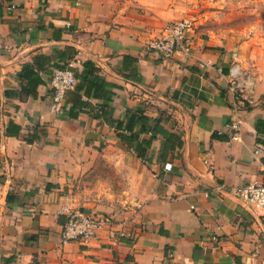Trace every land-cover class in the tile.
I'll return each instance as SVG.
<instances>
[{
  "label": "crops",
  "instance_id": "crops-1",
  "mask_svg": "<svg viewBox=\"0 0 264 264\" xmlns=\"http://www.w3.org/2000/svg\"><path fill=\"white\" fill-rule=\"evenodd\" d=\"M197 3L0 0V264H264V213L233 191L264 182V18L239 35L210 27L214 12ZM185 18L195 27L188 54L147 51L165 22ZM232 53L253 78L237 140L225 128ZM85 61L111 84L105 118L94 116L98 99L81 95L88 104L75 117L66 95L53 100L55 67L79 73ZM27 63L41 80L33 96L17 77ZM136 108L158 128L140 132L136 123L128 147L110 122L124 125ZM142 140L149 144L137 156ZM101 148L137 165L142 195L88 243L60 245L65 208L95 211L69 205L62 190L95 169Z\"/></svg>",
  "mask_w": 264,
  "mask_h": 264
},
{
  "label": "built area",
  "instance_id": "built-area-1",
  "mask_svg": "<svg viewBox=\"0 0 264 264\" xmlns=\"http://www.w3.org/2000/svg\"><path fill=\"white\" fill-rule=\"evenodd\" d=\"M194 23L191 19H179L165 22L161 27L160 36L148 43L145 47L148 52L167 58L176 53L188 54L192 45L191 34L194 31ZM232 62L229 66L228 90L232 94L231 119L225 124V128L232 131V140L239 139L241 128L238 113L244 106V101H248V93L252 89L253 78L243 68L239 66L237 55L231 54ZM77 80L73 71L67 67L54 69L50 76L49 85L53 90V100L56 104L64 100L67 92L74 89ZM257 153V150L254 151ZM204 163L209 167L207 159ZM210 171V167L208 169ZM221 189V186H218ZM234 194L238 200L250 208H257L264 213V182L247 183L236 186ZM207 196V193H205ZM66 220L60 227L59 243L65 245L69 242L86 244L94 239L104 228L112 226V219L107 215L92 213L87 214L74 208H65ZM212 243H220V238L210 237Z\"/></svg>",
  "mask_w": 264,
  "mask_h": 264
},
{
  "label": "rangeland",
  "instance_id": "rangeland-1",
  "mask_svg": "<svg viewBox=\"0 0 264 264\" xmlns=\"http://www.w3.org/2000/svg\"><path fill=\"white\" fill-rule=\"evenodd\" d=\"M200 8L214 12V15L210 14L212 26L209 24L214 29L219 27L247 36L263 26L264 3L254 4L253 0H198L197 9L200 11ZM112 147L119 148L116 144ZM104 153L101 148L95 169L84 172L65 186L62 194L71 206L81 210L94 209V213L111 217L115 211L132 206L130 201L133 203L142 195L145 185L138 175L137 165L124 152L114 149L109 154Z\"/></svg>",
  "mask_w": 264,
  "mask_h": 264
},
{
  "label": "trees",
  "instance_id": "trees-1",
  "mask_svg": "<svg viewBox=\"0 0 264 264\" xmlns=\"http://www.w3.org/2000/svg\"><path fill=\"white\" fill-rule=\"evenodd\" d=\"M82 66L83 68L81 72L74 73L77 80L74 89L66 93V99L68 98L66 102L70 103L68 116L75 117L79 112H81V107H84L88 104L86 101L81 100V95H84L86 97H92L101 101L100 107L97 110L98 113H96L94 116L105 118L106 114H109V103L112 96L114 95V93L111 91V84L99 75L98 68L91 61L83 62ZM62 67L63 66L57 65L55 68L60 69ZM17 77L20 81L26 82V87H23L21 90L26 94L33 96L35 94L37 85L41 83V80L34 69L33 63L24 64L22 69L17 73ZM147 122V117L143 115L140 109L136 108L127 117L124 125L123 121L121 120H117L115 123H110L115 126L116 130H118V138L128 147H130L132 141L136 137V133L133 131V127L136 125V123H140V132L146 130L153 132L158 128V120L155 121L153 128L148 127ZM122 126L124 130L129 132L127 135L122 133ZM170 136L172 137V135ZM147 144H149L147 140H142L141 142L137 143V146L134 148L136 149L137 156H141L143 153L141 151V145L147 146Z\"/></svg>",
  "mask_w": 264,
  "mask_h": 264
}]
</instances>
